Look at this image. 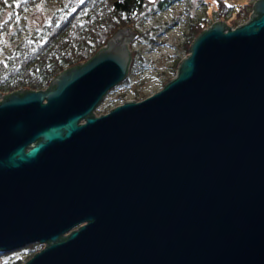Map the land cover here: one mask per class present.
I'll list each match as a JSON object with an SVG mask.
<instances>
[{"label": "water", "instance_id": "1", "mask_svg": "<svg viewBox=\"0 0 264 264\" xmlns=\"http://www.w3.org/2000/svg\"><path fill=\"white\" fill-rule=\"evenodd\" d=\"M202 30L141 101L118 28L44 91L0 96V252L23 264H264V0Z\"/></svg>", "mask_w": 264, "mask_h": 264}, {"label": "trees", "instance_id": "2", "mask_svg": "<svg viewBox=\"0 0 264 264\" xmlns=\"http://www.w3.org/2000/svg\"><path fill=\"white\" fill-rule=\"evenodd\" d=\"M42 1L0 0V12L8 11L7 17L0 22V49L4 36L11 33L19 34L22 15ZM179 1L182 0H65L59 8L50 13L46 22L19 40L0 59V96L20 89L44 91L53 77L67 67L83 63L90 58L105 45V41L118 28L128 27L135 34L128 44L131 56L127 73L130 74L136 66L144 63L134 50L135 45H156V38L170 26L155 24L144 31L137 30L138 27ZM198 1L204 5L206 0ZM211 1L214 3V18L222 21L229 29L238 25V20L248 21V15L252 12L251 5L245 4L232 11L224 0ZM211 16L204 11V16L188 23L177 56L162 85L175 75L176 66L188 54L193 39L211 25ZM128 84V78L125 77L108 92H113L118 87H126ZM134 97L138 98L137 93H134ZM40 247L39 244H31L14 252L19 251L29 259L40 250ZM14 252H0V257ZM22 263L20 258H16L5 264Z\"/></svg>", "mask_w": 264, "mask_h": 264}, {"label": "rangeland", "instance_id": "3", "mask_svg": "<svg viewBox=\"0 0 264 264\" xmlns=\"http://www.w3.org/2000/svg\"><path fill=\"white\" fill-rule=\"evenodd\" d=\"M64 1L65 0H43L36 7L26 11L20 19L19 34L15 35L11 33L4 36L2 48L0 49V59L19 40L30 35L46 22L50 13L59 8ZM255 1L256 0H224L225 4L232 8V11L239 9L245 4L252 6ZM214 10V3L211 0H206L204 5L198 0H182L140 25L137 29L139 31H144L155 24H168L170 27L161 36L156 38V45H135L134 50L138 52L139 56L144 60V63L141 66H136L130 74L127 73L126 78H128L129 84L126 87H118L115 91L107 92L103 96L99 104L93 110L94 116L104 115L113 108L120 106L125 101H141L160 91L162 89V81L168 77L169 68L177 56L188 23L204 16V11H206L208 15H212V25L218 21L213 16ZM7 14L8 11L0 12V22L7 17ZM243 23L245 22L238 20V25L230 29H234ZM134 93H137L138 98L134 97ZM122 97L123 99H121ZM43 247L44 246L41 245L40 250ZM25 256V254L19 253V251L7 254L0 257V264L12 262L16 258H20L22 262L25 263L29 260L26 259Z\"/></svg>", "mask_w": 264, "mask_h": 264}]
</instances>
